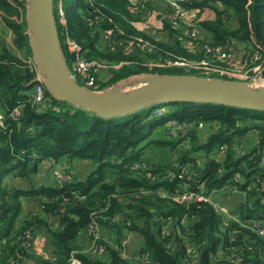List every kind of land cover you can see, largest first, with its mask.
I'll return each mask as SVG.
<instances>
[{"label": "trees", "instance_id": "1", "mask_svg": "<svg viewBox=\"0 0 264 264\" xmlns=\"http://www.w3.org/2000/svg\"><path fill=\"white\" fill-rule=\"evenodd\" d=\"M181 3L189 11L194 8L200 11L205 6L213 8L212 19L200 22L198 18L199 24L211 34L210 41L203 36L202 42L217 46L228 41L249 43L264 55V0H184ZM60 6L66 24L60 21ZM26 7V0H0V37H3L0 40V111L4 113L3 126L0 125V264L11 261L23 264V258L30 255L31 249L24 244L28 238L26 232L30 231V238L38 229H44L47 234L52 258L34 257L44 264H70L71 255L84 250L81 235L84 233L87 237V226L92 221L119 236L112 243L101 235L103 242L109 245L102 257L77 253L82 264H188L186 246L196 251L199 264H235L226 257L232 254L229 250L232 243L235 249L240 247L237 254L242 259L237 264H264V237L255 230H248L234 220L223 229L221 216L209 202L185 206L170 199L173 193L185 188L205 189L198 175L192 180L169 176L170 172L178 171L174 162H180L191 163L200 178L204 177L208 189L222 186L223 175L232 177L239 171L249 178L248 170H258L264 153V111L216 103L170 101L166 102L164 112L145 107L105 118L75 105L67 107L63 103L68 102L57 100L48 91L52 106L40 110L32 103V84L37 72L31 71L21 58L22 53L33 56ZM150 10L145 11L130 0H54L67 64L72 61L65 44L68 32L83 47L85 57L110 64L121 63L119 67H110L108 78L100 80L97 90L147 74L207 77L195 69L186 71L183 67L148 64L167 56L206 57L198 47H194V52L189 50L183 43L194 46L196 40L167 20L160 27V35L168 34L169 42H162L160 35L153 37L149 30L140 27ZM198 15L201 13H194L193 17ZM106 31L115 41L104 38ZM132 37L146 40L152 37L150 41L159 48L149 52L138 39L131 43ZM17 107L20 114L13 115L11 112ZM165 115L169 116L160 120L164 125L173 120L179 124L206 123L210 128L208 141L201 142L205 140V130L200 129H194L189 137L179 138L169 136L170 128H166L165 135L153 134V128L147 132L149 123ZM215 126H218L216 132L211 130ZM253 133L257 143L247 150L245 147L244 156L232 147L221 162L212 159L203 160L202 166L196 163L200 157L196 152L212 153L219 144L231 142L234 135L246 139ZM152 145L169 147L174 151V158L169 162L152 160L145 152ZM64 159L90 161L97 165L98 171L94 169L82 179L72 174L71 178L68 176L56 184L35 181L43 165L41 162ZM135 162L145 166L134 170ZM62 171L67 174L66 170ZM15 176L30 181L31 186H10L7 178ZM23 197L34 198L39 210L21 218ZM231 211L244 220L264 221V205L256 190H252L247 200L233 205ZM161 216H172L175 223L170 225L167 219L162 222ZM164 227L171 231L167 236L162 235ZM129 231L142 237L137 253H147L148 261L135 260L134 255L127 257L121 240ZM232 233L235 241L229 243ZM169 241L173 244L168 248ZM202 241L206 243L202 245ZM225 241L228 245L221 254V244Z\"/></svg>", "mask_w": 264, "mask_h": 264}, {"label": "built area", "instance_id": "2", "mask_svg": "<svg viewBox=\"0 0 264 264\" xmlns=\"http://www.w3.org/2000/svg\"><path fill=\"white\" fill-rule=\"evenodd\" d=\"M159 0H140L142 5L145 7V11ZM184 0H171L172 9L167 11L164 15L165 20L169 21L175 28H178L183 31V33L187 34V36L195 39L196 42L194 47H198L202 49L205 53L204 58L196 59V58H187L185 56H176V57H160L158 60H153L148 62L150 66H159V67H183L187 68L188 70L195 69L201 71L207 77H211L214 74H220L222 76H226L227 79L234 80V79H242V80H250L252 84L264 85V55L261 53L259 49H256L253 45H249L246 43H241L238 41L233 42H226L224 45L217 46L215 44L209 43L207 41H201L203 39L202 28L198 23L194 25V27H190L186 19L188 16L197 9H192L189 11L181 2ZM59 16L60 21L63 24H66V18L64 14V10L62 6L59 8ZM140 27L145 29H150L152 36H159L160 35V27L153 28V20L151 17L147 18L145 24H140ZM103 36L106 40L115 39L112 37V34L109 32H104ZM134 39H138L140 42L145 44L146 48L149 52H154L155 49L159 48L155 42L150 40H146L143 38H136L132 37L131 43ZM65 44L69 50V52L74 55V58L71 63V74L74 77L72 71L77 73L82 81L84 82L85 87H88L95 91L100 87V80H105L107 77V72L109 71L110 67H119V64H110L106 61H101L97 58H87L84 56L83 47L76 41H74L68 32L66 33L65 37ZM241 50V54L243 55V63L242 66H237L233 64V62L237 59L238 51ZM169 54L173 55L171 52ZM28 68L33 71L37 72L36 79L33 81V96H32V103L39 107L40 105H46L47 107L52 106L51 99L47 95V88L44 84V77L40 74L38 67L33 59V56H26L24 53L21 57ZM75 78V77H74ZM13 115H19L20 109L19 107L15 108L12 112ZM0 122L3 126L4 122V113L0 111ZM264 122V121H262ZM207 126L204 122L192 123L188 122L186 124H179L176 121H171L169 123V136L172 138H179V137H189L190 134L194 129H204ZM218 126H215L213 129H217ZM232 131L229 132L231 134ZM237 137H239L237 139ZM245 138L234 135V139L231 142H224L219 144L212 154L216 155V158H210V153L205 154L204 152H196L200 157L197 158L196 163L199 166L203 165V160L208 161L215 159L218 162H221L224 157L227 155L229 149L234 147L235 151L240 155L244 156L245 151ZM234 141V142H233ZM264 146V145H263ZM188 147V145H187ZM177 168V172L173 171L170 172L169 176L171 179L175 178H187L192 180L194 175L199 176V180L201 181V185L205 186V189L197 190V189H189L185 188L183 191L178 193H173L170 196V199L181 203L182 205L188 206L193 202H209L218 215L221 216L222 222L221 227L226 229L225 227L229 225L231 220H234L240 223L245 228L255 230L257 234L264 237V221L254 218H248L247 220L242 219L238 214H235L231 211L228 205L221 203L220 201L216 200V195H226V196H233L236 195L240 197L242 201L247 200L248 196L251 197L252 190H256L258 195L261 199V204L264 205V153L259 159V166L256 172H252L248 170L247 175H250L249 178L245 177L241 172H235L232 177L228 175H223L224 184L220 187H214L212 189H208L206 185V181H203V178H200V173H197L191 163H180L174 162L173 164ZM141 166H145V164H138L134 163L132 168L134 170H140ZM221 171V170H220ZM68 179V176L65 177ZM246 186V188L243 187ZM165 196V194H164ZM162 222L164 219L169 221V224L175 223V219L172 216L163 217L161 216ZM185 222V217L182 219V223ZM171 231L167 228H163L162 235L167 236L168 233ZM26 236L28 237L25 240L24 244L32 248L35 246L34 236L31 235L30 231L26 232ZM86 235L89 239L88 246L84 248L82 251L74 252L71 255V259L69 261L70 264H82L80 259L77 256V253L82 252L85 254H89L92 257H102L107 253V248H109L108 244H105L102 240L101 236V228L99 227L98 223L92 221L87 226ZM129 237L125 236L121 240V246H125L128 242ZM235 241V234L232 233V237L229 240ZM112 243L114 241H111ZM206 241H202L201 244H205ZM173 242H167V247L169 248L172 246ZM228 245V242H223L221 244V251ZM229 250L231 253L226 254V257L230 259L233 263L237 264L242 258L238 257L239 248H234V243L229 245ZM125 252V251H124ZM185 255L188 261V264H199V257L191 247L186 246L185 248ZM133 258L140 262L148 261V254L141 253L138 254L137 252L134 254ZM10 264H17L15 261H11Z\"/></svg>", "mask_w": 264, "mask_h": 264}, {"label": "water", "instance_id": "3", "mask_svg": "<svg viewBox=\"0 0 264 264\" xmlns=\"http://www.w3.org/2000/svg\"><path fill=\"white\" fill-rule=\"evenodd\" d=\"M29 45L47 91L57 100L111 118L170 101L264 111V85L193 74H147L95 91L76 82L61 47L54 0H26ZM74 55H72V59Z\"/></svg>", "mask_w": 264, "mask_h": 264}, {"label": "rangeland", "instance_id": "4", "mask_svg": "<svg viewBox=\"0 0 264 264\" xmlns=\"http://www.w3.org/2000/svg\"><path fill=\"white\" fill-rule=\"evenodd\" d=\"M157 9L162 10L163 13L165 14L167 11H170L172 9V3H171L170 0H165L163 2V4H162V7H158ZM26 11H27V8H26ZM208 12H211L213 14L212 10H208ZM186 22L188 23L187 19H186ZM163 37L161 39L162 42H169L170 41V38L167 37V38L163 39ZM206 39H209L207 41L211 40L209 37H207ZM0 40H3V37H0ZM71 63L72 62H70V61L68 62V66H69L70 70H71ZM184 69L186 71H189L187 68H184ZM72 73L74 74L75 79L81 85H85L84 82L82 81L81 77L77 73H75L74 71H72ZM214 76L219 77V76H222V75L214 74ZM223 77H226V76H223ZM234 80H240V81H246V82L252 83L250 80H242V79H234ZM123 83H124V80L120 81L118 84H115V85L120 86ZM254 86H257V85L254 84ZM52 101H53V99H51V103H53ZM63 104L66 105L67 107L73 106L72 104H69V103H63ZM148 107L152 108L154 111L155 110H159V112H161V111L164 112V111L167 110L166 102L150 105ZM168 116L169 115L158 117L159 120H157V121L153 120L151 123H149V126H147V132L151 128H153V134H155V135L164 134L165 135L166 134V128H169V124H165L164 125V124L160 123V120L164 119V118H166ZM0 125H2L1 122H0ZM205 130H206V132L208 134V132L210 131V128H209L208 125L205 127ZM211 130L213 131V128ZM204 133H205V131H204ZM206 137L207 136L204 135L205 140L202 139L201 140L202 143L208 141L206 139ZM238 138L239 137H237V139ZM145 152L148 153L147 156H149L150 158H152V160H155V161L163 160L165 162H169V161H171L174 158V155H175L174 151H171L169 147H167V146H159V145H152L151 147L146 148ZM204 153L207 154V152H205V151H204ZM210 158H216V155L210 153ZM74 161H75V163L73 165V168L76 170V169H78V164H81L82 161H80V160H74ZM41 163H43V162H41ZM63 164H65V163H62L61 167H63ZM54 167H53V164L48 163V161H45L43 163V165H42V168H41L40 172L35 176V181L38 182L39 184H45V183L53 184L58 179L66 180V178H65L66 176H70V178H71V175L73 174L72 172H67V174L65 175V173L62 171V169H57L56 170V169H54ZM94 169H95V171H98L97 165L92 163V162H90V161H87L86 164L79 165V169H78V171H76L77 172L76 175L73 174V177L77 176V178H80V179L81 178H86L88 175L93 173L92 171ZM7 181L9 182L10 186H21L23 188H29L31 186L30 181H28L26 179H22L20 177H16V176H15V178H7ZM228 200H229L230 204L233 205V203H234V206H236L237 204H239L241 202L242 199L238 198V197L235 198L233 196H230V198ZM22 204H23V208H22V211H21V214H20L21 218L24 217V216H27L31 211H35L36 212V211L39 210V207H38L35 199L32 198V197H23L22 198ZM227 205H228V203H227ZM232 205L231 206L228 205V206L232 209V207H233ZM115 233H116V235H118L117 232H115ZM125 236L129 237L128 242L124 246L125 253L127 255H129V254L132 255L133 253L135 254L136 252H138L140 250V248H141L142 237L138 233H134V234L131 233V231L127 232L125 234ZM32 249H33V247L30 249V251ZM221 254H222V251H221ZM34 255H35V253H34ZM15 263H17V262L15 261Z\"/></svg>", "mask_w": 264, "mask_h": 264}, {"label": "crops", "instance_id": "5", "mask_svg": "<svg viewBox=\"0 0 264 264\" xmlns=\"http://www.w3.org/2000/svg\"><path fill=\"white\" fill-rule=\"evenodd\" d=\"M130 1L134 5H138V6L140 5V7H143V9H145V7L142 5L140 0H130ZM164 1L165 0H159L158 2L154 3L152 5V7H150L151 10L147 14V18L151 17L153 20V28H158L160 26H163L164 25L163 22L166 21L164 18L165 14L163 13V11L160 9H157L158 7H162V4ZM172 1H174V0H172ZM208 10H212L214 12L213 8H211L209 6H205L204 9L200 10V11H198V10L194 11L193 10V12L187 18V21H188L187 24L193 28L196 23L199 24L198 18H199L200 22L203 20L212 19L213 14L211 12H208ZM197 12H200L201 15L193 17V14L197 13ZM147 18L145 21L141 22V25L146 23ZM200 27L202 28V34H203L204 38L205 39L207 37L210 38L211 34L209 33V31L207 29H205L204 27H202L201 25H200ZM147 30H150V29H147ZM162 37H163V39L167 38V37L169 38V35L168 34L162 35V33H161L159 38L162 39ZM148 40H153V39H152V37H150V38H148ZM183 44H185L189 50L194 52V46L192 44H189L186 42H184ZM237 51H238V56H237V59L233 62V64H235L237 66H242L243 55L241 54V50H237ZM41 108H44V105H41ZM204 135H206V136L208 135L206 130H205ZM253 136H254V134L251 135L250 138H246V140H245L246 150H247V148H251V147H253V145H256L257 139H256V137H253ZM45 161H47V160H45ZM86 162L87 161H82L81 164L82 165L86 164ZM48 163L53 164V167L55 166L54 169H56V170L57 169H64L67 172H72L74 175H76V173H77L76 171H78L79 165H81V164H78V169L75 170L73 168V165L75 163L74 160L72 162H70L68 159L67 160L64 159L63 161L61 160L60 162L48 161ZM62 163H65V164H63V167H61ZM58 181L61 182V180L58 179L53 184H56ZM233 197L236 198L237 196L233 195ZM229 198H230V196H226V195H217L216 196V200L220 201L221 203L226 204V205L228 203V205H232L229 203V200H228ZM238 198H240V197H238ZM233 205H234V203H233ZM101 233H102L103 239L105 241H108V242L116 240L118 237L112 229L107 228V227H101ZM81 240L83 241L84 248H86L88 246V238L85 236L84 233L81 235ZM34 242H35V246L33 247V249L31 251L29 250L30 255H27L23 258V264H44V262H41L34 257V253H35V255L41 256L42 259H45V260H50V258H52L50 244L47 240V234L45 233L44 229H38L35 231ZM133 255H134V253L132 255H130V254L127 255V257L131 258Z\"/></svg>", "mask_w": 264, "mask_h": 264}, {"label": "clouds", "instance_id": "6", "mask_svg": "<svg viewBox=\"0 0 264 264\" xmlns=\"http://www.w3.org/2000/svg\"><path fill=\"white\" fill-rule=\"evenodd\" d=\"M217 5H218V3H217ZM194 9H197V8H194ZM71 56H72V54H71ZM72 58V57H71ZM34 59V58H33ZM73 60V59H72ZM72 62V61H71ZM68 65V64H67ZM68 68H69V66H68ZM217 78V77H216ZM75 79V78H74ZM223 79V78H222ZM103 90V89H102ZM34 105V104H33ZM47 106L46 105H44V108H46ZM49 107V106H48ZM47 107V108H48ZM38 109H40V110H42L43 108H41V105L39 106V107H37ZM14 110V109H13ZM174 121V120H173ZM171 121H169V123H170ZM168 123V124H169ZM212 129V128H211ZM202 130H205V128L204 129H202ZM213 131H215L216 132V130H214L213 129ZM217 196V195H216ZM216 199V198H215ZM229 207V206H228ZM230 208V207H229ZM231 209V208H230ZM132 233V232H131ZM101 235H102V233H101ZM113 241H115V240H113ZM127 255V254H126Z\"/></svg>", "mask_w": 264, "mask_h": 264}]
</instances>
